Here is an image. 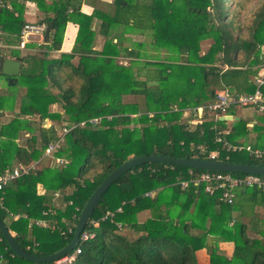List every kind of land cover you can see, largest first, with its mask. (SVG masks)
I'll return each instance as SVG.
<instances>
[{
	"label": "trees",
	"instance_id": "1",
	"mask_svg": "<svg viewBox=\"0 0 264 264\" xmlns=\"http://www.w3.org/2000/svg\"><path fill=\"white\" fill-rule=\"evenodd\" d=\"M81 1L93 6L90 14L77 6ZM35 2L46 26L51 25L42 43L46 49H60L67 22L78 29L69 53L16 57L22 69L13 86L25 91L12 94L11 104L0 95V117H6L0 118V174L19 163H41L0 191V219L26 251L48 255L63 248L88 197L130 157L207 159L217 151L223 160L227 155L228 161L264 165L248 154L241 158V152L225 151L215 141L220 131L223 140L240 144L235 125L223 133L227 121L208 111L197 121L181 120L185 108L212 101L223 87L234 94L254 91V78L261 69L264 74V0ZM94 19L105 37L101 50L92 48ZM8 21L20 27L13 11L3 7L0 31ZM130 33L147 38L124 45ZM201 42L208 43L205 50ZM143 45L153 57L140 53ZM4 58L0 52V66ZM261 92L264 100V84ZM53 103L61 111L50 112ZM237 108L244 107L231 105L225 113ZM260 116L254 128L257 146L264 149V113ZM44 118L51 125L42 126ZM93 118L98 122H90ZM58 121L61 127L73 126L53 153L64 163L44 155L60 134ZM22 134H27L23 144L18 142ZM203 171L151 162L122 173L93 209L84 229L94 236L81 242L71 263L198 264L196 251L205 248L209 264H264V190L243 188L226 204L204 192L203 184L181 189L179 182L189 173ZM217 241L232 242L230 256L220 252ZM17 257L0 233V264H15Z\"/></svg>",
	"mask_w": 264,
	"mask_h": 264
},
{
	"label": "built area",
	"instance_id": "2",
	"mask_svg": "<svg viewBox=\"0 0 264 264\" xmlns=\"http://www.w3.org/2000/svg\"><path fill=\"white\" fill-rule=\"evenodd\" d=\"M3 7L10 8L11 5L9 3H5L3 0H0V9ZM45 24H24L20 31V44L23 45L26 37L29 34H39L42 35L46 30ZM1 33V31H0ZM255 89L252 93L249 94H234L230 92L226 87L222 88L221 91L216 92V95L211 103L195 106L189 108V111H192L198 118H201L205 111L214 115V118L219 117V111L221 115H226V110L231 105H237L240 107H248L251 106L256 108V111L264 113V100L262 98L261 87L264 84V74L261 72L254 78ZM90 122L97 123L98 119L93 118L90 119ZM84 122H81L83 124ZM63 125L60 130V134L58 138L52 142H50L46 148L44 149V155L53 156V153L59 148L60 144L63 141L65 133L72 128ZM220 131L217 132L215 141L221 142L225 151H236L240 152L244 150L246 154L250 157L263 160L264 161V149L261 148H252L250 145H246L243 147L238 144H230L226 140H223L220 136ZM54 157V156H53ZM227 155L224 160L227 159ZM207 159L210 160H223L218 158L217 151H213L209 153ZM54 161L57 163L66 162L63 158L54 157ZM35 164L23 165L17 164L11 169L5 170L0 174V191L3 186H5L8 182L13 179L20 177L21 175L27 174ZM190 174V178L187 180H181L179 182L181 189L187 188L189 184H194V186H199V184H203V190L209 195H215L217 200L226 204H231L237 194V191L247 187H260L264 190V176L257 174H244L243 176H237L233 173L223 172V171H211L204 170L203 172H199L195 175ZM37 225H43L44 223L40 221H35ZM94 224V223H93ZM94 236L93 232L83 230L79 235V241L76 244L73 251L66 256L53 261V264H61L68 260L71 262L74 257L80 253L81 248L80 244L83 241L91 239Z\"/></svg>",
	"mask_w": 264,
	"mask_h": 264
},
{
	"label": "crops",
	"instance_id": "3",
	"mask_svg": "<svg viewBox=\"0 0 264 264\" xmlns=\"http://www.w3.org/2000/svg\"><path fill=\"white\" fill-rule=\"evenodd\" d=\"M110 2V0H103ZM9 4L11 7L9 8L11 11H13V14L17 16V19L20 21V27L19 24L15 22L8 21L7 22V29L2 30L0 34V52L4 55L5 58H10L16 61H19L16 57H24V56H29L33 55L38 52H44L46 53L47 58H56L59 57L61 53H69L71 51V48L73 47L74 40L76 37L78 25L73 22H67L66 26L63 31V37L60 45V49L58 50H52V49H46V44L42 45V43H45L46 40L48 39L50 32L48 33L47 38L44 40V33L42 35L39 34H29L23 45L20 44V31L21 28L24 24H45L46 22L43 20L45 18L44 11L41 10L38 5L36 4L35 0H8ZM46 2L49 4L50 0H46ZM77 6H80L81 11H83L86 14H90L93 11V6L89 5L87 3H84L81 1V4H77ZM99 25L100 21L97 19H94L92 21V26L91 28L96 32L94 39L92 41V48L95 50H101L103 47V43L105 40V37L100 35L98 33L99 30ZM113 41H116V38H113ZM42 47V48H40ZM262 53L264 54V43L260 46ZM122 60H127L123 59ZM120 61V60H119ZM20 62V61H19ZM120 63L126 64L127 61H120ZM25 65V64H24ZM2 66V64H1ZM1 66H0V74H2L5 77V80L7 82V85L14 88V83L17 78V76L20 74V71L22 69V63L20 62V68L19 72L17 75H4L1 71ZM263 72V70H260V73ZM11 89V88H10ZM25 89L23 87L19 88L20 94H23ZM0 95H2L0 93ZM19 96V94H18ZM244 108H251V107H244ZM244 108H237L234 110L231 114H226V115H232L231 120H225L228 123L232 122L234 120L238 121L240 118H247L248 114L245 112ZM189 108H185L182 112L181 120H188V122H192V120H199L200 118L197 117L192 111L188 110ZM253 109V108H251ZM48 110L50 112H55V111H61L60 107L57 103H53L49 105ZM2 112V110H0ZM253 113L257 115L263 114V112H258L253 109ZM193 115L192 117H190ZM239 115V116H238ZM214 118V115H212ZM4 116H1L0 118H3ZM220 117V116H219ZM218 117V118H219ZM215 119V118H214ZM46 122L47 124H45ZM51 120L49 118H44L42 122V126L48 127L51 125ZM249 125L254 127L256 123H258L255 119L248 120L247 121ZM61 126V125H60ZM231 127V126H230ZM230 127L225 126L223 130H221L223 133H226ZM264 133V131H263ZM26 135V134H25ZM250 139V144L254 145L256 141V132H252L251 135L248 137ZM257 146V145H254ZM258 148V146L256 147ZM260 148V147H259ZM40 160L38 162H33L32 164H35L33 168L38 166ZM16 166V165H15ZM241 190V189H240ZM238 190V191H240ZM237 191V193H238ZM237 195V194H236ZM236 197V196H235ZM262 212H264V208H260ZM144 214V213H143ZM236 217V212H232V219L230 220L229 224L231 225L235 220ZM232 242H225V241H220L218 243L219 250L222 254H225L227 256H230L232 252ZM224 249V250H223ZM197 255V260L198 264H209V255L206 251L205 248L199 249L196 251Z\"/></svg>",
	"mask_w": 264,
	"mask_h": 264
},
{
	"label": "water",
	"instance_id": "4",
	"mask_svg": "<svg viewBox=\"0 0 264 264\" xmlns=\"http://www.w3.org/2000/svg\"><path fill=\"white\" fill-rule=\"evenodd\" d=\"M48 26L44 32V40L47 38L49 29ZM20 68V62L4 58L1 71L4 75H17ZM232 115L220 116V120H231ZM161 162L166 164L182 165L190 168L211 170V171H223L229 173H243V174H257L264 176V165L237 163L228 160H210L200 158H171L163 155H148V156H135L128 158L125 162L120 164L117 168L112 170L106 178L97 186V188L91 193L83 205L80 214L77 218L75 230L71 240L58 251L48 255L32 254L22 248L9 232L7 226L0 219V233L6 241L12 252L18 257L27 259L36 263L52 262L58 260L67 254L71 253L79 241V235L87 225L93 209L98 204L102 194L107 190L111 183H113L122 173L130 170L131 168L144 163Z\"/></svg>",
	"mask_w": 264,
	"mask_h": 264
},
{
	"label": "rangeland",
	"instance_id": "5",
	"mask_svg": "<svg viewBox=\"0 0 264 264\" xmlns=\"http://www.w3.org/2000/svg\"><path fill=\"white\" fill-rule=\"evenodd\" d=\"M255 4H256V2L253 3V6H255ZM126 38H127V40H125L123 42L124 45H127L128 41L131 42L130 39L142 40V38L143 39H146L147 37H145L143 35L131 34L130 33V34L126 35ZM207 45H208V43L201 42V49L202 50H205L207 48ZM120 47H122V41H121V43H119V46L117 47V50L119 52H120ZM143 52L144 53H147L148 56H150L152 54V57L155 54L152 49H148V46L147 45H146V47L144 45L142 46V49H141L140 53L142 54ZM118 59L120 61H122V62L127 61V63L129 61L128 59L127 60H122L121 58H118ZM15 88L16 87L12 88V87L8 86L7 85V82L5 80V77L2 74H0V93L2 94L1 97H4V96L9 97L10 98V100H9V103L10 104L12 102V99H14V97H12V94H15L16 91L19 92V89L18 88L15 89ZM221 89L220 90H217L216 92L221 91ZM212 101L207 102L206 104L211 103ZM191 109H192V107H191ZM244 109H245V112L248 114V117L247 118H240V120H238V121L234 120V121L229 122V123L226 122L225 123V126L230 127V126H234L235 125V129L237 130L236 132L240 133V135H238L236 137L237 141H239V143H240L238 145H242L243 147H245L246 145H250L252 148H256V146H254V145H258L260 143V142H258V139L255 138L256 139V141L254 142L255 144L252 145V144L248 143V142H250V139L248 137L251 135L252 132H256L257 129H256V127L254 128L251 125L247 124L248 123L247 121L248 120H252V119H255L256 121H261L262 117L260 115H257L255 113H253L252 112L253 109H251V108H244ZM221 116H223V115H221ZM3 118H6V117H3ZM61 122H63V121H58L57 124H56V128L59 129V130H60V127H61L60 126ZM44 123L47 124L46 122H44ZM258 124L259 123H256L255 126L258 125ZM26 135L25 134H22L20 136V139H19L18 142L21 143V144H23ZM240 152L241 153H238L239 156H241V158H246V156H247L246 152L244 150H242ZM237 158H239V157H237ZM44 162H43V164H44ZM47 163H49V160L47 161ZM37 165H38L37 167H39V166H41V163L40 164H37ZM218 207H219V205H215V208H218ZM139 218H140V220H142L144 217H143V215H140ZM120 231L122 232V230H120ZM194 232H199V230H195ZM219 242L220 241H217V243H219ZM71 262H69L68 260H66L65 262H62L61 264H72ZM14 263L15 264H29L30 261H28L26 259H22L20 257H17V258H15Z\"/></svg>",
	"mask_w": 264,
	"mask_h": 264
},
{
	"label": "clouds",
	"instance_id": "6",
	"mask_svg": "<svg viewBox=\"0 0 264 264\" xmlns=\"http://www.w3.org/2000/svg\"><path fill=\"white\" fill-rule=\"evenodd\" d=\"M47 27V26H46Z\"/></svg>",
	"mask_w": 264,
	"mask_h": 264
}]
</instances>
